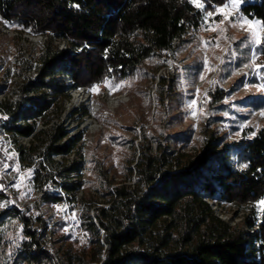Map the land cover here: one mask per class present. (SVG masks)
I'll return each mask as SVG.
<instances>
[{
  "label": "trees",
  "instance_id": "obj_1",
  "mask_svg": "<svg viewBox=\"0 0 264 264\" xmlns=\"http://www.w3.org/2000/svg\"><path fill=\"white\" fill-rule=\"evenodd\" d=\"M200 1L202 9L190 0H0L3 21L20 33L45 37L35 65L24 62L27 71L34 68L35 77L22 73L15 82L16 98L0 102L3 133L14 143L19 136L31 137L29 146L17 144L16 149L22 163L35 164L33 183L41 201L73 207L83 187L78 179L82 133L70 136L61 121L70 90L132 76L150 58L165 57L179 47L200 28L203 11L227 0ZM241 12L264 22V0L243 5ZM252 46L248 36L234 42L235 66L247 73L254 70ZM254 52L257 64L264 65V44H256ZM224 56L232 74L228 53ZM258 74L254 72L253 81L264 82V68ZM243 80L244 74L239 75L238 83ZM160 85L159 97L166 103L176 81L162 77ZM230 91L215 83L208 92L216 116L207 122L209 134L197 151L169 146L170 139L182 134L153 139L141 146L127 171L129 179L136 173L133 183L106 182L97 189L98 195L88 199L81 214L91 249L87 254H67V264H264V210L258 215L254 209V203L264 199V124L232 143L208 130L229 110L224 99ZM236 105L264 109V93L238 99ZM76 114L84 117L87 111L76 108L70 113L73 120ZM98 197L106 204L98 203ZM209 200L252 205L240 216L241 224L233 226L215 214ZM10 217H18L25 226L15 259L51 263L43 246L45 230L31 229L30 218L15 208L0 211V227Z\"/></svg>",
  "mask_w": 264,
  "mask_h": 264
},
{
  "label": "rangeland",
  "instance_id": "obj_2",
  "mask_svg": "<svg viewBox=\"0 0 264 264\" xmlns=\"http://www.w3.org/2000/svg\"><path fill=\"white\" fill-rule=\"evenodd\" d=\"M190 1L195 5L193 0ZM228 2L214 10L203 11L200 28L196 32L191 31L179 47L163 59L157 56L150 58L132 76L124 79L110 78L90 88L70 90L71 98L64 102L61 121L70 136L82 133L79 143L81 156L78 157L82 169L78 179L83 182V187L73 207L39 199L41 192L33 183L35 164L27 165L19 160L16 145L23 143L18 137L14 143L3 133L1 121L4 116L0 114V205H3L0 211L15 208L20 215L30 218L27 226L31 229L45 230L43 246L51 257V263L41 264H67V254L89 253L90 237L83 229L81 218L83 206L89 198L98 195L97 189L106 187V182L113 186L137 178L133 171L129 179L127 171L133 168L141 146L153 139L164 141L168 135L182 134L178 139H170L169 146L188 153L199 149L209 134L207 122L216 116L207 97L215 83L226 91L231 90L224 99L229 110L220 113L221 119L214 120L208 130L224 137L225 143H232L253 135L264 124V115L261 114L264 109L236 105L238 99L264 93V82L252 79L254 72L259 76L256 70L258 56L252 58L256 44H253L250 56L254 70L247 73L244 67L235 66L237 53L234 42L242 36L251 38L246 24L230 23L219 14V9ZM232 10L229 8L228 12ZM208 12L214 15L206 23ZM238 16L256 20L242 13L232 17ZM19 31L17 26L0 17V102L16 98L15 82L27 72L24 62L34 66L43 43L41 35ZM226 53L232 74H228L224 65ZM199 64H202L200 72L197 69ZM241 74H244L242 84L238 83ZM162 77L176 81L173 97L166 103H161L159 97ZM67 81L69 83L70 80ZM114 84L117 87H113ZM81 107L86 109L87 115L80 117L76 114L74 118L77 119L73 120L70 113ZM37 127L42 128L43 125L38 122ZM55 158L58 159L57 156ZM13 184L18 187H13ZM97 202L106 204L101 197ZM258 202L254 203V209L259 215L262 208ZM209 203L216 215L233 226L241 224L242 214L252 205L248 203L238 207L218 200H209ZM24 228L18 217L8 218L0 227V264H30L15 259L19 245L25 239Z\"/></svg>",
  "mask_w": 264,
  "mask_h": 264
},
{
  "label": "snow or ice",
  "instance_id": "obj_3",
  "mask_svg": "<svg viewBox=\"0 0 264 264\" xmlns=\"http://www.w3.org/2000/svg\"><path fill=\"white\" fill-rule=\"evenodd\" d=\"M193 2L195 3V6L197 8H203L204 5L201 2H198V0H193ZM240 0H229L228 3H226L225 5H223L220 9H219V14H221L223 16L224 20H227L230 23H241V24H246L248 26V29L250 31V42L253 44H264V22L261 21H256V20H252L249 21L247 20V18L243 17V16H238L237 18H233L232 16L228 15V9L232 8V9H238V5H239ZM214 13L213 12H208L206 13V23L209 22V18L213 17ZM209 45H211L212 42H205ZM253 59L256 58V53L253 52ZM245 67H249V65H245ZM261 68H264V65H258L256 66V70L259 72ZM201 79H203V75H201L200 77ZM214 83V82H213ZM113 87H117V85H113ZM195 113H193L194 115ZM262 115H264V113H261ZM5 168H7L8 166L5 165ZM241 167H247V165H242ZM13 187H18L17 184H13ZM3 206V205H0ZM258 206L262 208V210H264V200H261L258 202ZM74 215V214H73Z\"/></svg>",
  "mask_w": 264,
  "mask_h": 264
},
{
  "label": "built area",
  "instance_id": "obj_4",
  "mask_svg": "<svg viewBox=\"0 0 264 264\" xmlns=\"http://www.w3.org/2000/svg\"><path fill=\"white\" fill-rule=\"evenodd\" d=\"M257 1H260V0H240L239 5H238V9H234L231 12L229 11L228 12V15L234 16L236 14H240V13H242L241 12V8H242L243 5H246L248 3H255ZM41 37H43V41H44L45 37L42 36V35H41ZM172 43L175 44V40H173ZM59 47H64V43L63 42H59ZM26 74L28 76H30L31 78H34L36 72H35L34 68H32L31 70H28L26 72ZM69 80H70L69 83H72L71 79H69ZM74 90H76V89H74ZM18 138L23 143V145L25 144V145L29 146L30 143H31V137H22V136H19ZM57 157H58V159H60V156H57ZM128 183H133V181L132 182H128Z\"/></svg>",
  "mask_w": 264,
  "mask_h": 264
}]
</instances>
